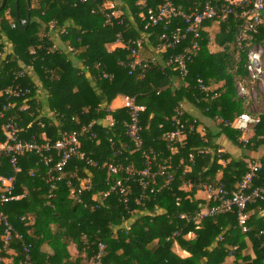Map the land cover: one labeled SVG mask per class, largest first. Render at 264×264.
I'll return each instance as SVG.
<instances>
[{"label":"trees","instance_id":"trees-1","mask_svg":"<svg viewBox=\"0 0 264 264\" xmlns=\"http://www.w3.org/2000/svg\"><path fill=\"white\" fill-rule=\"evenodd\" d=\"M104 1L119 3L116 9L120 11L119 20L124 21L123 25L115 20L113 27L104 26L103 14L91 13L95 5L81 4L78 0H30V10L28 0H7L0 12V53L5 54L9 46L11 49L0 65V109L6 100L3 93L8 87L28 88L31 94L26 112L20 111L24 104L20 99L15 100L13 108L6 113V119L0 123V143L7 139L1 127L10 118L19 120L21 140L35 139L36 143L43 144L42 135L45 134L47 140L54 143L61 133L81 131L83 126L104 119L118 96H135L138 104L146 107L141 116L144 146L146 150L162 152V157L170 154L163 135L174 129L171 118L175 109L186 101L218 123L220 131H208L205 137L188 133L185 148L175 158V167L181 159L189 164L192 153L204 150L205 154L197 156L187 173L180 166L169 187L163 188L164 179L157 178L158 192L147 191L148 197L141 202V188L137 183H130L128 206L119 195L112 194L100 209L91 208L97 204L93 195L97 199L106 192L113 179L106 171L98 170H91L94 188L82 197V203L70 197L65 182L57 185L56 198L51 199L41 159L34 154L22 155L15 194L25 196L0 207L22 237L13 240L8 254L3 253L9 260L7 264H24V244L31 246L32 264H91L101 243L106 247L101 264H264V237L259 236L264 223L258 219V208L249 209L252 231L248 236L237 228L236 212L205 219L199 225L181 218L182 215L190 219L195 216L203 204L195 196L200 183L207 179L234 191L247 172L248 161L255 158L246 152L256 153L264 146V114L247 144L241 141L240 132L219 122L223 119L232 123L248 111L238 100L236 91V78L247 75L245 64L249 50L248 45L238 50L237 25L233 22L220 26L205 24L202 49L188 65L186 79H182L178 71L165 67L164 63L171 56L182 53L191 39L167 50L160 59L156 44L163 28L150 30L149 42L144 44L140 54L144 61L157 59V64L150 63L146 69L137 68L129 75L130 53L120 48L109 51L107 47L117 42L118 35L125 43L138 38L144 31L148 10L155 9L161 0H101L100 4ZM2 2L0 0V7ZM174 2L185 9L190 6L189 0ZM29 15V25L25 28L19 20L28 22ZM12 24L16 27L12 28ZM213 26L216 32L211 33ZM213 33L218 34L215 37L218 50H212ZM250 44L264 46V27L253 36ZM147 50L149 53L145 57ZM237 52L239 63H236ZM30 65L34 68L35 80L28 75L17 78L16 74ZM104 73L111 78L103 79ZM198 79L217 95L213 101L204 100L198 90ZM112 115L117 121L115 128L109 130L96 124L81 136L83 150L99 163L112 159L111 144L107 139L124 138L123 122L128 118L127 110L120 109ZM186 118L189 117L186 115ZM92 133L97 139L89 137ZM222 135L244 151L239 160L231 159L227 154L218 156L217 150L222 147L218 139ZM120 160L124 165L136 162L139 168L142 167L138 155L125 152ZM221 160L227 161L225 166L219 163ZM2 164L3 174H7L10 171L8 158L4 157ZM79 164V171L83 172L84 166ZM219 172H222L220 179ZM188 182L193 188L185 192L182 187ZM31 217L30 221L21 220ZM3 231L0 224V249L3 248ZM176 233L178 235L174 236ZM190 233L194 235L192 238ZM176 244L190 257L182 259L176 255ZM72 245L77 248L74 258L69 253ZM235 247L237 249L232 252ZM230 258L233 260L228 263Z\"/></svg>","mask_w":264,"mask_h":264},{"label":"built area","instance_id":"built-area-1","mask_svg":"<svg viewBox=\"0 0 264 264\" xmlns=\"http://www.w3.org/2000/svg\"><path fill=\"white\" fill-rule=\"evenodd\" d=\"M78 1L81 4H94L95 8L91 13L97 14L101 12L105 20L104 26L113 27L115 20H118L120 25L124 24L123 20H119L120 14L116 9L117 5L115 2L104 1L100 4L101 0ZM189 1L190 6L185 9L183 5L175 4L174 0H161L155 9L151 7L148 10L144 31L138 38L125 43L122 36L118 35L116 43L121 44V49L130 53L129 75H132L137 68L146 69L150 63L157 64V59H152L151 62L144 61L140 54L144 44L149 42L150 30L160 26L163 28V34L156 44L160 59H163L162 54L164 52L175 49L190 38V44L185 47L182 53L171 56L164 63L165 67L178 71L181 78L186 79L189 74L188 65L202 49L201 41L205 24L212 23V25L220 26L231 22L235 23L239 31L237 36L238 50L245 45L249 47L245 64L247 75L246 77L236 78L237 98L245 104V109L248 111L237 116L232 123H228L223 119H219V122L240 132L242 134L241 141L247 144L250 139L246 138V135L254 132L255 127L260 124L261 116L263 115V112L252 111L258 109V93L260 92V95H264V46L249 45V43L252 41L253 36L257 35L264 27V0ZM144 3L141 4L143 7ZM174 23L175 27L173 28ZM19 24L26 26L27 21L19 20ZM15 27L16 25L12 24V28ZM214 28L213 26L211 30H214ZM10 49L11 47L9 46L5 54L0 53V65ZM70 51L72 50L70 49ZM239 62L240 54L237 52L236 63ZM34 73V68L30 65L24 67L23 71L17 73L16 76L17 78H25L28 75L35 80ZM102 78L108 79L111 76L104 73ZM36 83L38 84V82ZM197 83L198 90L204 96L205 101H213L217 97L216 94L213 95L211 88L202 79H198ZM37 92L40 93V90ZM30 94V89L20 86L5 89L2 97L6 100L1 105L0 123L6 119V113L13 108L15 100L22 99L24 101L20 111L26 112L29 109L28 102L30 98L28 96ZM184 105L181 104L175 109L171 118L174 129L163 135V141L166 143L170 154L168 157H162V152L146 150L144 146L141 116L146 111V107L138 104L137 97L124 96L121 109L127 110L128 117L123 122L125 129L124 138H120L118 141L112 137L107 139L111 144L112 159L103 163L94 160L91 154H87L83 150L81 136L96 124H100L103 128L109 130L115 128L117 121L112 115L115 111L110 108H108V115L104 119H97L88 127L83 126L81 131L61 133L59 139L54 143L48 141L45 134L42 135L43 144L36 143L35 139H32V141L21 140L20 134L22 130L19 127V120L16 118L8 119L6 124L1 127L7 139L4 143H0V207L19 201L25 196L15 194L18 176L21 173L19 161L24 154H34L41 159V163L46 169L49 197L51 199L56 198L55 190L57 185L65 182L70 191V197L82 203V197L86 193H90L94 188V174L91 170L106 171L109 177L113 179L106 192L101 193L97 199L93 195V199L97 202L95 206H91L94 209H100V206L112 194L119 195L123 204L128 206L130 202V183H137L142 190L139 202L148 197L147 191H150L151 194L158 192L156 186L157 178L164 179L163 188L169 187L174 182L180 166H183L184 173H187L194 166L197 156L205 154L204 150L198 151L196 154L192 153L189 155V164H185V160L181 159L179 166L175 167V158L178 157L180 150L185 148L188 133L200 134L201 137H205V134L197 127V121L186 118ZM73 120L78 121L77 118ZM89 137L97 139V135L93 133ZM123 140H127V142ZM125 152L131 156L138 155L142 160V167L139 168L136 162L124 165L120 158ZM217 154L220 156L222 150H217ZM4 157L8 158L10 166V171L7 174H3L2 159ZM78 163L84 166L83 172L79 171ZM33 176L34 174H31V177ZM186 184L193 187L189 182L184 185ZM198 188L204 194L203 204L200 205L192 219L186 217V215H182V219L192 220L199 225L205 219L236 212L237 228L243 235L248 236L252 231L249 226L251 217L249 209L252 207L258 208V219L264 223V161L261 158L255 157L248 161L247 172L237 183L234 191H229L223 184L213 183L209 179L200 183ZM21 220L30 221L31 218H22ZM0 224L4 229L2 235L3 248L0 249V264H7L8 259L3 256V253L8 254L13 240L16 238L22 239V237L16 233L8 216L2 211H0ZM176 235L178 234H174V236ZM259 236L264 237V230L259 232ZM221 240L222 238H220ZM23 247L25 254L24 264H32L31 246L24 244ZM105 249V245L101 243L99 252L91 264H101ZM236 249V247L233 248L232 252Z\"/></svg>","mask_w":264,"mask_h":264},{"label":"crops","instance_id":"crops-1","mask_svg":"<svg viewBox=\"0 0 264 264\" xmlns=\"http://www.w3.org/2000/svg\"><path fill=\"white\" fill-rule=\"evenodd\" d=\"M116 5H119V3L117 2ZM118 11V10H117ZM120 13V11H118ZM136 25V24H135ZM216 32V29L214 28V30H211ZM108 50L109 51H114L117 48H122L121 44L115 43L112 45H108ZM148 50L145 52L144 56L146 57V54H148ZM176 85H178V83H176ZM123 100H124V96H118L110 105V109L113 111H117L120 110L123 106ZM184 112L185 115H187L189 118L191 119H195L197 122H199V130L203 133L206 134L208 131H214V132H219V124L216 123L215 121L205 117L202 112L193 104H191L190 102H185L184 105ZM217 125V126H216ZM254 137V132L249 133L248 135H246V138L248 139H252ZM218 142L220 143V145L222 146L220 149L222 150V154L225 155H229L231 159L234 160H239L245 153L243 150H241L239 147H237L236 145H234L231 141H229V139H227L224 135H222L219 139ZM247 155H255L254 157H258V158H263L264 159V146L260 147L259 150L255 153V152H251V154L249 152H246ZM249 153V154H248ZM227 163V161L225 160H221V165L225 166ZM191 170V169H190ZM189 170V171H190ZM222 176V172H219L218 174V179H220ZM192 186L189 184H186L182 187V190L185 192H190L192 190ZM198 200H202L204 198V194L202 191H200V189L198 188V191L196 193L195 196ZM194 235L193 233L189 234V237L192 238ZM176 248L174 249L176 255H178L179 257H181L182 259H186L190 257V254L186 251H183L182 249L179 248V246L176 244L175 246ZM48 250V249H47ZM69 253L71 255L72 258L76 257L77 255V248L76 246L72 245L71 247H69ZM232 258H230L228 260V263L232 262Z\"/></svg>","mask_w":264,"mask_h":264},{"label":"rangeland","instance_id":"rangeland-1","mask_svg":"<svg viewBox=\"0 0 264 264\" xmlns=\"http://www.w3.org/2000/svg\"><path fill=\"white\" fill-rule=\"evenodd\" d=\"M218 32H219V30L217 29V33ZM217 33H213L214 35H213V40H212V42H213V44H212V50H218V47H216L217 42H216V39H215V37L218 35ZM8 49H9V47H8ZM42 93L44 94V92H42ZM257 99H258L257 101L259 102L258 109H254L252 112L258 111V112H263V114H264V95L263 94L260 95V92H259L258 95H257ZM31 219H32V217H31Z\"/></svg>","mask_w":264,"mask_h":264},{"label":"water","instance_id":"water-1","mask_svg":"<svg viewBox=\"0 0 264 264\" xmlns=\"http://www.w3.org/2000/svg\"><path fill=\"white\" fill-rule=\"evenodd\" d=\"M6 4H7V0H3L2 5L0 7V12L2 11V9L5 8ZM28 6H29V10H30V6H31L30 0H28ZM29 21H30V15L28 16V22H27V25L25 26V28L28 27Z\"/></svg>","mask_w":264,"mask_h":264}]
</instances>
